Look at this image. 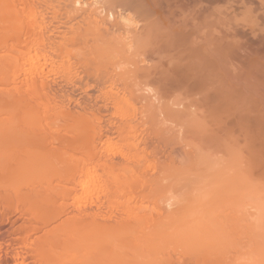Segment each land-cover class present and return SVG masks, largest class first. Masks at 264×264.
I'll list each match as a JSON object with an SVG mask.
<instances>
[{"label": "bare ground", "instance_id": "obj_1", "mask_svg": "<svg viewBox=\"0 0 264 264\" xmlns=\"http://www.w3.org/2000/svg\"><path fill=\"white\" fill-rule=\"evenodd\" d=\"M142 1L0 0V264H264V158L212 132L202 41L180 52ZM245 102L239 143L264 155ZM192 138L225 156L218 181L191 170Z\"/></svg>", "mask_w": 264, "mask_h": 264}, {"label": "rangeland", "instance_id": "obj_2", "mask_svg": "<svg viewBox=\"0 0 264 264\" xmlns=\"http://www.w3.org/2000/svg\"><path fill=\"white\" fill-rule=\"evenodd\" d=\"M189 1H191V2L189 3ZM194 1L195 0H193V1L192 0H143L142 3L146 6L150 5L149 6L151 9L150 14L155 15L152 17H155L156 21H158L157 23H159L158 25H161V23H162V25L165 26V23H166L165 27H167L169 29L165 28V30H164V27L161 25L160 28L158 27L159 32H161V30H162V31H165L166 35L167 34L173 35L174 38L177 39V41L176 40L175 41H176V45L178 46V48L176 45L175 46L178 50L180 49L179 50L180 52H183V49H185V51L187 52L188 49L192 48L194 46V44L197 43V42H195L197 40V39L195 40V37L200 38L199 40L202 41L201 42L198 40L202 44L201 43L199 44V42H198L195 46V48H196L197 45L199 44L198 47L201 48V45H202L203 50L200 49V51L202 50L201 52H203V54H204L203 56L206 58L205 59L206 63L204 64L202 72H200V73L203 76L205 75V76L213 77L214 80L218 81V82H215L217 84L220 82L218 85V87H220V88H218V87L216 88L217 84L214 83L213 87H215V88L211 87V90H214L213 93H216L219 91L218 93L222 94V98H220L221 97L220 94H219L220 97L218 98V99H221L220 101L222 103V105H221L222 112L220 114L222 116V118L220 115H216V116L210 117V119H212V121H210V119L209 120L207 119V120L211 124V126L214 128V131H212L214 134H217V130L222 128L221 129L222 131L220 130L218 133L222 135L223 139H224V137H225V139L228 138V140H225V141L228 142V144H230V146H232L233 150L238 152L236 155L237 158H241L242 161L244 160L243 163L248 160L246 163L249 165L253 162V159L255 157H257V156L262 157L263 156V158H264V155L261 153H257L255 151H251L247 147H244V145L241 142L239 143L241 136H240V132H239V128H238V119H239L240 110L243 108L244 100H246L247 102H245V105L248 106L247 107L248 109L246 111V115L247 116H253V118L255 120L264 122V67H262V66H264V38H263L264 37V30L262 31V29H264V26L261 25L264 23L263 22L264 20L263 19L260 20L259 17L256 16L257 14H255V17H258V18L251 17V15L249 16V14L243 16L241 14L242 12L240 11L243 8H241L239 10V6H242V5H240L242 1L239 2V0H232V1L231 0H228V1L227 0H218L217 2H216V0H209V1L208 0H201V2H200V0L199 1L196 0L197 2H195V5H194ZM230 1L232 2V4H230L231 3ZM213 2H215V3H213ZM226 3H228V4H226ZM199 4H201V5H199ZM212 5H215V6L212 7ZM235 6H237V7H235ZM221 7H222V9H220L218 11V8H221ZM213 8H215V9H213ZM150 9L148 8V10H150ZM197 9H199V11L201 10V12H199L200 14L197 13L198 12ZM202 10H205V11H203L204 14H203ZM215 10H217L221 15L219 13L216 15L217 12ZM151 12H153V13H151ZM231 12H232V14H231ZM201 14H203V16H201ZM233 14H234V17L236 15L238 18L237 17L234 18L232 16ZM194 15L195 16L197 15V17L198 18L200 17L201 19L194 17ZM241 17H243V18L241 19ZM253 18L255 19V21H253L254 20ZM132 19H134L133 21L136 20L139 22V19H137V17L135 19V15L134 16L132 15ZM158 19L159 20L161 19V21H159ZM238 19H239L240 23L238 22ZM257 19H258V21H256ZM218 21H220V22H218ZM259 21H261V23ZM245 22H246V24H245ZM256 22H257V24L259 23L257 25V27H259V26L263 27V28L259 27L260 32H257L259 29L257 30V28L253 27L254 26L253 24ZM242 23H244L243 26H242ZM170 27H172V28H170ZM185 27L186 28L188 27V28L186 29ZM189 27L191 28V30ZM239 27H240V30L243 29L241 32L239 30ZM175 28L177 29V31L179 29V33L176 31ZM244 28H246V29L244 30ZM247 28H250V29H247ZM253 28L256 29L255 30L256 34H255V31L253 30ZM166 30H168V31H166ZM251 30L253 31V33ZM182 31H185L184 32L185 34ZM189 31L190 32L192 31L191 34ZM244 31L246 33H244ZM180 32H182V33L180 34ZM188 33H189V35H191V37L188 35L190 38H192L196 35V34L194 35L193 33H197V36H195L193 38L194 40H192V39L190 40L189 37H185V35L187 36ZM240 33L241 34L243 33L244 36L242 34V37H241ZM252 34H254L255 36L254 35L252 36ZM181 36H183V37H181ZM181 38L183 39V41H181L182 40ZM260 39H261V41H260ZM179 40L181 42V43L179 42L181 47L177 43ZM184 40H187L186 43L184 42ZM192 41L194 42L193 44H192ZM189 42H191L190 44L193 45L192 47H190ZM205 43L206 44L208 43L207 44L208 46H206L207 48L205 47V45H206ZM186 44H189V45L185 46ZM182 47H185V48H182ZM198 47L196 48L197 50H199ZM195 48H192V49H195ZM185 51H184V53H185ZM177 52L174 49L170 53L181 54L180 52H178V53ZM185 55H186V53H185ZM260 66H261V68H260ZM217 67H219V68H217ZM218 69H219V72H218ZM213 70L216 73V75L214 74ZM213 78H212V80H213ZM221 90H222V92H220ZM244 95H245V97H244ZM184 100H186V99H184ZM216 102L218 103L219 101L217 100ZM221 103H219V104H221ZM246 103H248V104H246ZM240 104H242V105H240ZM217 117H219L218 119H220V123L222 121V124H217V123H219V122H217V119H216ZM194 118L196 121H198V118H196L195 116L193 117V119ZM218 125L220 127L221 126L222 127L217 129L216 127H218ZM225 130L227 131V133H225L226 132ZM220 132H222V133H220ZM194 140L195 139H193V138L190 140L191 141L190 145L192 144V141L194 142ZM195 143H197L196 146H195ZM195 143L192 144L195 146L194 150L192 149L194 146L193 147L191 146V148H190V149H192V152L195 153L194 154L195 156L193 157V160H192L193 163H192L191 167H193L194 165H198V164H199V167L195 166V168L193 167L191 170L194 173L195 172L197 173V170H198V173L196 174V176L201 175L204 171H206L207 174L205 173V175L207 176V179H206L207 182H208V180L209 181H211V180L218 181V179H217L218 176L222 177V171H220V170H222V165H224V163H225V160L223 159V158H225V156H223L221 154V152H219L220 150H217L216 148H215V150L208 149V150H206V153L208 151V155H210V156H208L211 159V163H210V159L207 157L206 153L204 154L203 151H202V153L204 155H202V153H199V152H198V154L196 153V150H197L196 148H198L197 140H195ZM211 150H212V152H211ZM213 152L215 154H213ZM218 153H220V154H218ZM197 155L201 156V158H195ZM215 155H216V157H215ZM218 155H220L219 156L220 158L223 157L222 160L218 157ZM215 158H216V160H214ZM197 161L198 162L201 161V162L198 163ZM217 161L219 162L218 163L219 165L217 164ZM220 161H222V163H220ZM246 163H244L245 167L248 166V165L246 166ZM205 166L207 168L209 167L208 171L204 170L203 172H200V169H204ZM218 166H220L221 169ZM261 167H262V165H261ZM210 168H212V170H210ZM237 168H238V166H237ZM193 169H195V170H193ZM260 169L262 171L261 170L257 171V173H255L254 176H257L256 177L257 180L260 178V180H262L261 181V183H262V182H264V166ZM155 170H156L155 167H153L151 169V171L152 172L154 171V173H155ZM209 170L213 173H208ZM199 172L201 174H199ZM214 172H215V174H214ZM240 172L237 169H235V170L226 169V173L230 174L229 177H233L232 175L235 176L236 174H238V176H240ZM154 173H152V174H154ZM189 173H191V171ZM209 174H211V175H209ZM194 175H192V173H191V174H189V177L191 179H194L193 178ZM202 176L203 175H201V179H202ZM247 177H249V176L247 175ZM203 178H206V177L204 176ZM225 178L227 179L226 176H225ZM229 179H231V178H229ZM245 179L247 180V178H245ZM250 179L251 178H249L248 180H250ZM197 180H199V179H197ZM220 181H222V180H220ZM225 181H228V180H225ZM222 202L224 203V201H222ZM223 205H225V204H223Z\"/></svg>", "mask_w": 264, "mask_h": 264}]
</instances>
